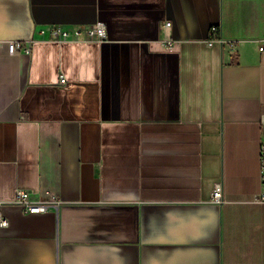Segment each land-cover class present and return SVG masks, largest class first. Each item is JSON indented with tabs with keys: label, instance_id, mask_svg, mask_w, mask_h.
I'll return each instance as SVG.
<instances>
[{
	"label": "crops",
	"instance_id": "crops-1",
	"mask_svg": "<svg viewBox=\"0 0 264 264\" xmlns=\"http://www.w3.org/2000/svg\"><path fill=\"white\" fill-rule=\"evenodd\" d=\"M262 38L264 0H0V264H264Z\"/></svg>",
	"mask_w": 264,
	"mask_h": 264
},
{
	"label": "built area",
	"instance_id": "built-area-1",
	"mask_svg": "<svg viewBox=\"0 0 264 264\" xmlns=\"http://www.w3.org/2000/svg\"><path fill=\"white\" fill-rule=\"evenodd\" d=\"M170 25V23H168ZM213 34L217 32V28H213ZM40 35L45 36L49 35L52 41L63 42L69 40L71 38V32H69L62 25L52 26L50 29H42L39 32ZM75 40H84V41H95V42H103L107 38V31L104 23H98L95 25H84L78 28L74 32ZM219 42L223 43L224 40L219 39ZM231 48L236 49L237 45L233 41H228ZM213 41H210L212 44ZM169 45L171 43L169 42ZM259 50L260 52H264V38L259 41ZM25 52L30 54V48H25ZM65 80L62 79V82ZM259 160H260V172H261V182H262V190L261 193L256 197V201L259 203H264V142L261 143L260 152H259ZM212 202L221 204L224 202V195L222 191L221 184H218L214 192L212 194ZM11 204L21 206L26 213H43L50 210H57L61 204L60 201L52 200V201H44V200H36L34 201L31 198V192L23 189L17 190L16 198L10 202ZM9 226V220L1 213L0 211V227Z\"/></svg>",
	"mask_w": 264,
	"mask_h": 264
}]
</instances>
